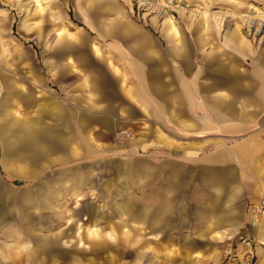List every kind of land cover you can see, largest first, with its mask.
<instances>
[{
  "label": "rangeland",
  "instance_id": "obj_1",
  "mask_svg": "<svg viewBox=\"0 0 264 264\" xmlns=\"http://www.w3.org/2000/svg\"><path fill=\"white\" fill-rule=\"evenodd\" d=\"M40 2L41 5H38L35 0H0V100L7 90V84L18 89L22 95H30L31 100L28 103L23 97L10 96L7 103L17 117V122L12 127L15 131V147L17 148L14 161L4 162L3 144L0 139V187L7 191L5 202L0 200V213L4 216L0 220V248L5 244L15 245L9 251L11 257L0 256V263L27 264L24 261L26 249L20 247V244L28 243L29 246H34V238L40 239L42 236L53 239L59 236L56 240L57 247L62 250L70 249L69 253H75L81 263L93 259L94 263L106 264L103 258L107 257L108 250H111L113 257H116L114 264L133 263V255L122 256L119 250L111 249L109 246H103L98 250V247H95V250L85 248L79 252L72 251V248L75 249V239H72L67 219L74 210H81L75 218L89 226L94 219L87 213L86 207H99V223L102 231H112L115 238L122 240L124 238L121 233L122 226L117 225L118 217L110 213L111 204L119 201L120 198L118 196L112 198L114 194L110 196L111 193L105 189L106 182L121 181L122 178L118 180L111 176L112 168L119 166L117 164L121 162L137 159L149 162L151 165L148 177L143 181H135L129 189V192L135 196V202H143L160 185L164 187V197L168 194L174 197L172 206L164 216L172 215L177 221L173 226L166 223L164 218L165 228L160 229L159 233L157 224L137 225L129 222L126 228L131 232L130 237L134 236L132 235L134 230L139 232L138 237L144 235L143 233L152 234V236L158 234L157 236L161 237L167 249L170 247L167 245L169 244L167 238L171 237L172 239H169L173 242L171 246L180 248L183 254L191 255L188 264H246V257L251 258V264H264L261 262L264 259V245L257 236V227L260 223L264 226V217L257 218L258 224L255 227L250 223L253 218L251 206L264 198V158L259 157L264 155V142L260 141V138H264L263 118L253 121L250 119V124L240 131L231 130L235 129L231 128L232 126H229L230 128L226 131L220 130L218 124L214 123L211 132L204 133L203 129L197 128L191 133L179 134H174L172 126H163L155 119L140 118L130 122L123 119L127 122L121 121L122 124L120 122L121 125L115 131L103 130L93 134L85 131L90 128L84 123L82 125L83 119L79 122L78 118L55 117L56 114H68L62 108V106L65 108L68 106L69 109L74 105L68 91L77 88V85H82L78 83L77 77H69L67 64H65L67 57L71 58L69 62L71 64L86 60V57L88 61L98 60L93 58L91 49L92 44L95 43L102 48L107 57L111 60L115 58V50L111 43H117V41L115 37H101L96 29L98 23L116 18L119 13L143 31L159 36L161 24L169 18L181 30L184 40L189 43L192 58L199 63L201 56L207 55L210 51L212 53L209 56L222 54L223 51L230 54L232 50L225 46L223 41L225 34L232 31L238 24L246 27L244 38L254 50L262 49L264 47V0H40ZM109 4L116 8L108 9ZM234 7H238L240 11L233 13ZM199 21L200 27L210 25L209 29H212L207 31L210 34L205 36L206 41L199 40V33L193 29L194 24ZM248 27L252 32L260 28L259 34L254 36L246 32ZM58 30H64L63 35L57 36ZM203 30L201 35L205 32ZM65 32L71 36H66ZM120 44L129 46L127 43ZM243 61V68L251 74L250 59ZM5 78L7 84L6 81L4 82ZM203 80L206 79L202 77L201 82ZM256 81L257 85H260L261 79L257 77ZM80 88L85 89L84 86ZM252 88L246 86L245 98L255 90V94L259 93L256 88L254 90ZM237 103L248 106L247 110L253 109L250 102H234L235 106ZM262 104L264 105L263 102ZM257 110L260 109L257 108ZM262 110L260 116H264L263 107ZM9 118L10 116L4 117L0 113V124ZM25 119L35 123L34 130L57 131L63 138L72 139L66 149L61 152L58 151L57 138L47 135L50 137L44 144L50 150L54 146L57 150L51 152L46 159L39 156L32 158L31 161L36 162V170L32 173L29 172L31 161L27 157V151L21 144L19 136L21 123ZM213 120L216 122L215 117ZM229 122L231 124L235 121ZM122 130L126 133H122ZM253 135L259 139L254 140ZM163 139L171 143L177 141L181 149L174 151L162 148L164 147L161 145ZM215 140L219 142L215 143ZM244 142L245 145H243ZM118 145L133 149L130 152L119 149L115 151L113 147ZM233 148H236V151H233ZM253 155L256 157L253 158ZM214 156L221 157V161H214L212 159ZM162 158L179 160L184 173L187 172L190 163L192 166L208 165L227 169V188L237 187L238 190L235 198H231L229 203L226 204L225 199L223 200L222 209L228 212V217L234 216L237 230L233 232L229 223L214 226L213 222L217 220L215 213L201 217L198 211L203 205L210 204L209 199L205 197L210 191L214 193V190L206 189L199 180H195L193 174L191 176L186 174L185 177L183 176L185 174H182L173 193L167 191L169 185L167 168L164 173L165 180L158 183L157 177L153 175L156 168L151 166ZM108 165H112V168L110 169ZM108 170L110 171L107 172ZM68 172L88 174L86 179L89 183H85L79 190L81 199L78 201L56 181L59 174ZM45 188L60 190L58 195L49 194V201L53 206L58 207L48 208L46 204L38 208L33 206L39 205L40 201L36 195ZM24 191L33 194L32 201L18 197V194ZM175 206L179 209L177 214L174 213ZM56 212H61L59 219L55 216ZM20 214H23L25 218L29 217L24 220L28 221L27 227L30 226L32 230L22 229V224L25 222L21 224L19 221ZM51 216H53L52 220ZM83 217L84 220L81 219ZM29 220H31L30 223ZM208 226L210 227L207 228ZM224 231L228 234L223 233ZM229 235L231 237L228 238ZM185 238L195 243L207 242L210 246L205 250L197 249L203 254L201 258L192 257L196 249L186 250V245L183 244ZM99 240L104 242L109 240V236L103 234ZM148 240L150 245L154 244L153 239ZM84 241L87 244L90 243L86 236ZM248 241L250 244H247ZM42 256L44 257V255L38 257ZM53 258L61 264L78 262L70 255ZM47 260V264L52 261L51 258Z\"/></svg>",
  "mask_w": 264,
  "mask_h": 264
},
{
  "label": "crops",
  "instance_id": "obj_2",
  "mask_svg": "<svg viewBox=\"0 0 264 264\" xmlns=\"http://www.w3.org/2000/svg\"><path fill=\"white\" fill-rule=\"evenodd\" d=\"M35 2L41 5L40 0H35ZM108 6L110 10L116 8L112 4ZM232 11L233 13H238L240 9L234 7ZM209 27L208 25L206 27H202L201 25L200 27V21L194 24L193 29L199 33V40L206 41L205 36L210 34L207 31L212 30ZM245 28L242 24H238L232 31L225 34L223 42L225 46L232 50L230 54L223 51L222 54L209 56L212 53L210 51L207 55L203 54L200 62L196 63L192 58L188 41L184 40L181 30L169 18L165 19L161 24L160 35L155 36L148 31H143L138 25L124 19L123 14L118 13L116 18H111L104 23L100 22L96 26L101 37H115L117 43H111V46L115 50V58L111 60V58L106 56L102 48L95 43L92 44L91 49L93 50V58H97L98 60L88 61L86 57V60L76 63L72 62L73 64H71L69 63L71 62V58L67 57V63L65 64H67L69 77H77L78 83H82V85H77V88H72L68 91L70 94L69 98L74 102V105L69 109L68 106H66L67 108L62 106L68 114H56L55 117L78 118L79 122L83 119L82 125L84 123L86 127L90 128L85 131L93 134L100 133L103 130L113 132L122 122L137 121L140 118L155 119L160 121L163 126H172L174 134L181 132L191 133L197 128L203 129L204 133L211 132L214 123L218 124L220 130L224 131L230 128L229 126L235 128L231 130H243L247 124H250V119L252 121L258 118L264 119V116H260L263 111L262 107L264 108L262 104V102L264 103V47L254 50L252 45L244 38ZM203 29L205 32L201 35V30ZM63 31L58 30L57 36L62 34ZM246 32H250L254 36L259 34L258 30L252 32L249 27ZM64 34L71 36L68 32ZM120 43H127L129 46L121 45ZM126 49L130 52L128 53ZM248 59H250L252 68L251 74L247 73V70L242 66L244 65L243 60ZM202 77L206 79L203 82H201ZM257 77L261 79L260 85H257ZM5 81L7 84L6 78L4 79ZM80 86H84L85 89H81ZM246 86L253 87L252 90L256 88L259 93L255 94V90L245 98ZM10 96L23 97L26 102H31L30 95H22L18 89L7 84V90L0 100V113L4 117L10 116L9 119L0 124V139L3 144L4 162L14 161L16 159L14 156L17 155L15 131L12 130V127L17 122V117L12 113L7 104ZM245 101L252 103V110H247L248 106H244L243 104L239 105L237 103L236 106L234 104V102L243 103ZM257 108L260 110H257ZM248 115L252 117L246 118ZM214 117L216 118V122L213 120ZM229 121L235 122L230 124ZM34 125L35 123L32 120H23L19 134L21 144H23V147L27 151V157L30 161L36 156L46 159L51 152L57 150L55 146L50 150L44 144L49 140L48 137L54 136L57 138L58 151L61 152L66 149L68 143L72 140L70 138H63L57 131L34 130ZM252 138L254 140L255 138L259 139V137H255L254 135ZM260 139L261 142H264V138ZM214 142L218 143L219 141L215 140ZM162 143L161 145L164 146L162 148L168 150L179 151L181 149V145L177 141L176 143H171L163 139ZM245 144L244 142L243 145ZM128 147L118 145L114 146L113 149L115 151H118L117 149L127 152L132 151L133 148ZM233 151H236V148H233ZM254 156L252 157L255 158L256 156ZM259 157L264 158V155H259ZM212 159L214 161H221L222 158L214 156ZM260 162L262 161L260 160ZM30 164L29 172H35L36 162L31 161ZM117 165L119 166L113 168L112 165H108L113 171L111 176L115 177V179L122 178V180H115V182L108 180L105 189L108 193H111L110 196L114 194L112 198H116L117 196L120 198L119 201L111 204L112 210L110 213L118 217L117 225L122 226L123 230L121 233L124 235V238L122 240L115 238L112 231L103 232L102 226L99 223V207H86L87 213L94 219L89 226L78 220V218H75L81 210H74L73 214H70V217L67 219L72 239H75V249L72 248V251L79 252V250L81 251L85 248L95 250V247H98V250L103 246H109L111 249L119 250L122 256L133 255V263L131 264H173L177 261H179L177 264H188L190 262L189 256L191 255L183 254L180 248L171 246L173 243L169 240L172 239L171 237L167 238V243H169L167 245H170L169 249H167L161 237L157 236L158 234L152 236V234L143 233L144 235L138 237L137 234L139 232L134 230L132 232L134 236L130 237L131 232L126 228L129 222L136 223L137 225L143 223L157 224L158 233L160 229L165 228L163 223L164 218L166 223L175 226L174 224L177 220L173 218L174 216H164L172 206L174 197L171 194L164 197V187L158 185L152 195L148 196L143 202L136 203L134 200L135 196L129 192V189L132 188L135 181H143L148 177L151 164L149 165V162L136 159L130 162H121ZM151 167L156 168V172H153V175L157 177L158 183L165 180L164 173L165 168H167L169 176L167 179L169 184L167 191L169 193L175 191L182 174H185L183 175L184 177L186 174L188 176L193 174L195 180H199L206 189L211 188L214 190V193L210 191L208 196L205 197V199H209L210 204L203 205L198 211L202 215L201 217L203 218L210 213H215L217 220L213 222L214 226L229 223L233 228V232L237 230L238 226L236 225L234 216L228 217V212L222 209L223 200L225 199L226 204L229 203L231 198H235L238 190L237 187L227 188V169L208 165L192 166L190 163L188 164L187 172L184 173L181 170L182 164L179 160L164 158L158 159L157 163ZM252 171H255L254 168ZM237 175H239L238 171ZM87 176L88 174L84 172H68L67 174H59L56 177V181L74 195L78 201L81 199L79 190L85 183H89L86 179ZM244 187L246 188V186ZM112 188L113 191H111ZM50 193L58 195L60 190L58 188H45L43 191H39L36 195L40 201L39 205L35 204L33 206L38 208L46 204L48 208L58 207L53 206L49 201ZM18 197L32 201L33 194L29 191H24L22 194H18ZM6 198L7 191L0 187V200L5 202ZM178 211L179 209L175 206L174 213L177 214ZM60 214L61 212L55 213L57 219L61 217ZM3 218V214L0 213V220ZM24 219H29V217L25 218L23 214H20L19 221L21 224L25 222L22 224V229L24 231L32 230L30 226L27 227L28 221L26 222ZM52 219L53 216H51ZM81 219L84 220L85 218ZM39 220H42V218H39ZM30 222L31 220H29ZM205 223L207 224V221ZM223 233L228 234L226 231ZM103 234L108 235L109 240L100 241L99 239L103 237ZM84 236L88 238L90 243L87 244L84 241ZM257 236L260 242L263 243L264 226L262 223L257 227ZM229 237L231 236L229 235ZM58 238L59 236H56L54 239L42 236L40 239L34 238V246H29L28 243L20 244V247L26 249L24 261L27 264H47V258H51L50 264H61L58 260H54L53 257L70 255L78 261L77 263L73 262L70 264H97L93 262V259L81 263L75 253H69L70 249H59L56 244ZM150 238L154 242L152 245H150L148 240ZM183 244L186 245L185 249L188 251L196 249L192 257L197 258L203 256L197 249L205 250L210 246L207 242L195 243L188 238H185ZM14 246L13 244L3 245L0 248V256L2 258L11 257L9 251ZM106 254L107 257L103 258L107 262L106 264H114L116 257H113L111 250H108ZM39 255H44V257H38ZM261 262L264 263V259ZM100 263L103 264V262ZM0 264H4V262ZM118 264L127 263L120 262Z\"/></svg>",
  "mask_w": 264,
  "mask_h": 264
},
{
  "label": "built area",
  "instance_id": "obj_3",
  "mask_svg": "<svg viewBox=\"0 0 264 264\" xmlns=\"http://www.w3.org/2000/svg\"><path fill=\"white\" fill-rule=\"evenodd\" d=\"M251 213L253 214V218L251 220V225L256 226L257 223V218L264 217V198H261L259 202L255 205L251 206ZM247 244H250L248 241ZM264 245V243H261ZM246 259V264H251V258H245Z\"/></svg>",
  "mask_w": 264,
  "mask_h": 264
},
{
  "label": "bare ground",
  "instance_id": "obj_4",
  "mask_svg": "<svg viewBox=\"0 0 264 264\" xmlns=\"http://www.w3.org/2000/svg\"><path fill=\"white\" fill-rule=\"evenodd\" d=\"M259 30H260V28H259ZM259 30H258V31H259ZM122 133H126V131H122ZM263 243H264V242H263Z\"/></svg>",
  "mask_w": 264,
  "mask_h": 264
}]
</instances>
